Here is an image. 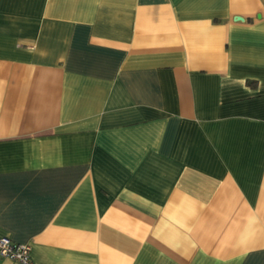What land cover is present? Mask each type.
<instances>
[{"label":"crops","instance_id":"obj_1","mask_svg":"<svg viewBox=\"0 0 264 264\" xmlns=\"http://www.w3.org/2000/svg\"><path fill=\"white\" fill-rule=\"evenodd\" d=\"M1 236L264 264V0H0Z\"/></svg>","mask_w":264,"mask_h":264},{"label":"built area","instance_id":"obj_2","mask_svg":"<svg viewBox=\"0 0 264 264\" xmlns=\"http://www.w3.org/2000/svg\"><path fill=\"white\" fill-rule=\"evenodd\" d=\"M30 250L28 243L15 241L8 236L0 237V259L8 258L18 264H34Z\"/></svg>","mask_w":264,"mask_h":264},{"label":"water","instance_id":"obj_3","mask_svg":"<svg viewBox=\"0 0 264 264\" xmlns=\"http://www.w3.org/2000/svg\"><path fill=\"white\" fill-rule=\"evenodd\" d=\"M236 18L241 19L242 17L241 16H236Z\"/></svg>","mask_w":264,"mask_h":264}]
</instances>
